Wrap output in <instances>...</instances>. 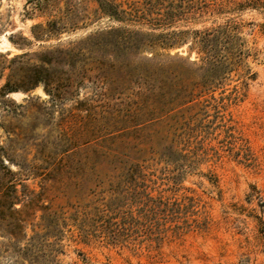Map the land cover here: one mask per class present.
Here are the masks:
<instances>
[{
    "label": "rangeland",
    "instance_id": "obj_1",
    "mask_svg": "<svg viewBox=\"0 0 264 264\" xmlns=\"http://www.w3.org/2000/svg\"><path fill=\"white\" fill-rule=\"evenodd\" d=\"M100 1L0 0V53L38 64L122 26L143 40L131 65H180L199 93L158 103L90 70L60 97L0 96V178L37 205L17 241L0 223V264H264V0H105L123 22ZM106 107L126 119L111 142L94 132Z\"/></svg>",
    "mask_w": 264,
    "mask_h": 264
},
{
    "label": "trees",
    "instance_id": "obj_2",
    "mask_svg": "<svg viewBox=\"0 0 264 264\" xmlns=\"http://www.w3.org/2000/svg\"><path fill=\"white\" fill-rule=\"evenodd\" d=\"M106 2L105 0L100 1V7L106 10L111 17L119 22L127 20L123 10L114 8L109 1ZM34 28L45 29L41 25H36ZM60 29L57 20L49 22L46 28L51 33H57ZM40 34L34 32L35 36H40ZM136 34L139 36V33L136 32ZM135 36V33L122 26L112 27L105 32L86 36L70 49H55L50 55L40 54L38 64L30 63L29 58L25 59L23 55L7 58L0 53V78L7 70L6 80L0 87V96L17 91L18 88L29 90L42 84L44 90L52 97H60L65 88L79 87L83 80L88 78V72L94 70L99 71L98 80L111 90L116 89L122 83L124 84L123 89L131 88L134 90V95L156 98L158 103L180 106L191 102L199 92L195 93L194 83L191 80L192 75L181 70L180 65L172 66L169 63L164 64L161 60L150 58H147V63H132L131 65V59L124 55L125 51L139 48L143 43V40L140 41V38L137 39ZM208 41L209 39L204 34L200 47L201 52L207 53L208 49L207 46L205 48V44ZM105 48L111 50L108 55H111L114 61H102ZM119 52L124 55L120 60L116 59ZM62 53L66 56L69 65H78V68L66 77H63L65 73L59 69V55ZM204 59L207 60V57L205 56ZM122 72L123 74H120ZM18 82L22 83L21 87ZM107 108L103 110L105 114L101 116L102 121H98V126L94 129L96 135L103 136L102 139L107 129H110V132L115 131L116 127L121 125L120 122L126 120L125 117L120 118L119 115L117 118L113 115V110ZM114 137L115 135L112 134L104 139H109L111 142ZM101 141H97L96 144L100 145ZM7 173L12 174L8 169ZM26 194L24 195L26 201L22 203L16 194L12 180L7 176L0 178V223L6 229L7 234L16 241L26 236V223L37 206L32 191ZM17 203L20 204L19 207H15Z\"/></svg>",
    "mask_w": 264,
    "mask_h": 264
}]
</instances>
